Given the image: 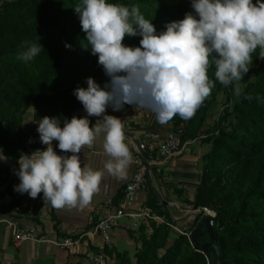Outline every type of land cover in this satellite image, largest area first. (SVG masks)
Segmentation results:
<instances>
[{
    "label": "trees",
    "instance_id": "obj_1",
    "mask_svg": "<svg viewBox=\"0 0 264 264\" xmlns=\"http://www.w3.org/2000/svg\"><path fill=\"white\" fill-rule=\"evenodd\" d=\"M77 2L0 0V149L16 164L21 154L27 153L26 140L37 136L27 132L24 125L31 110L35 123L44 116L57 117L63 127L64 118L70 119L83 108L74 90L87 87L89 77L101 86L109 81L98 58L84 48L86 34L73 10ZM111 2L138 5L158 32L165 30L166 23L181 20L193 11L191 0ZM140 39L126 37L125 44L139 46ZM24 41L44 47L27 63L17 58ZM260 51L257 48L252 53L247 73L252 72L254 80L245 85L233 111L225 112L224 118L232 119L228 124H219L214 132L211 128L203 131L219 96L232 93L237 83L225 87L215 81L214 66L209 68L214 87L196 115L189 120L177 115L167 123L181 136L183 144L204 137L201 141L209 147L203 156L201 180L192 205L218 214L215 229L221 264H264V58ZM44 147H35L31 152ZM123 196L118 195L115 205ZM149 207L154 213L166 215L165 208L155 202ZM203 217L201 213L196 218L191 231ZM172 226L177 223L168 216L167 223L152 224L149 236L146 227H141L142 245L134 261L127 254L118 255L120 264H208L201 246L192 247L187 236Z\"/></svg>",
    "mask_w": 264,
    "mask_h": 264
},
{
    "label": "clouds",
    "instance_id": "obj_2",
    "mask_svg": "<svg viewBox=\"0 0 264 264\" xmlns=\"http://www.w3.org/2000/svg\"><path fill=\"white\" fill-rule=\"evenodd\" d=\"M191 8L183 19L166 23L158 32L138 5L78 0L73 10L86 34L84 48L98 58L109 81L101 86L89 77L87 87L74 90L85 117L64 118L63 127L60 118H40L37 132L45 147L21 154L16 192L33 199L43 193L44 202L57 209L83 208L104 175L82 166L79 154L85 146L103 137L110 157L104 167L117 178H125L133 162L125 121L109 115V108L119 112L130 105L148 110L163 125L177 115L193 118L215 81L225 87L237 82L235 94H241L239 83L250 71L252 53L259 48L264 58V0H191ZM126 37H141L139 46L125 44ZM42 48L41 43L24 41L17 58L27 63ZM210 66L215 81L209 78ZM89 117L99 119L93 125ZM0 160H8L3 149Z\"/></svg>",
    "mask_w": 264,
    "mask_h": 264
},
{
    "label": "crops",
    "instance_id": "obj_3",
    "mask_svg": "<svg viewBox=\"0 0 264 264\" xmlns=\"http://www.w3.org/2000/svg\"><path fill=\"white\" fill-rule=\"evenodd\" d=\"M108 114L125 121V142L133 157L146 133L153 132L165 137L172 132L169 124H160L155 114L148 110L125 107L122 111L113 112L109 108ZM86 115L84 111L76 117ZM89 119L94 125L99 118ZM24 125L27 132L39 135L32 110L26 115ZM209 128L207 120L203 131ZM203 138L188 142L177 155L149 158V184L140 192L132 212L140 214L149 211L155 215L149 207V203L155 202L165 208L169 217L177 223L178 229L194 234L199 225L194 231H191L190 227L199 215L193 210L192 201L201 180L203 156L209 151V147L201 141ZM4 155L8 157L5 152ZM79 155L82 166L104 172L99 190L83 208H56L54 211L50 203L44 202L43 193L33 199L27 194L16 192L14 186L19 184V179L15 172L19 165L9 157L7 161L0 160V264H91L84 255L85 246L60 249L51 243L27 242L15 247L10 226L14 224L21 229L35 231L40 238L51 242L62 241L69 236H79L95 229L106 213L105 201L111 199L115 203L118 195L124 192L125 186L131 181L134 167L131 163L123 179L108 173L104 165L110 157L103 149V137L97 138L93 145L85 146ZM149 225V221L123 219L121 225L112 233L113 249H106L109 264H120L117 256L124 254L134 261V255L142 245L139 240L140 229L144 226L149 231ZM207 237L201 235V240H207ZM85 242L92 249H104L98 235L85 238Z\"/></svg>",
    "mask_w": 264,
    "mask_h": 264
},
{
    "label": "built area",
    "instance_id": "obj_4",
    "mask_svg": "<svg viewBox=\"0 0 264 264\" xmlns=\"http://www.w3.org/2000/svg\"><path fill=\"white\" fill-rule=\"evenodd\" d=\"M186 144L187 143L183 144L181 136L173 131L168 133L165 137L157 133L148 132L145 134L143 142L140 143V148L147 153L149 158L154 156L165 158L179 154ZM25 146L27 153H30L33 148L42 147L44 145L40 142L39 135H37L28 138L26 140ZM136 150L137 152L133 157L132 162L134 167L133 177L131 181L125 186L122 201L118 205H115L111 199L105 201L104 208L106 213L92 232L79 236H69L64 238L62 241L51 242L40 238L35 231L24 230L14 224H10L14 246L20 247L22 244L27 242L51 243L60 249H72L85 246L86 250L84 255L91 264H109V257L105 251L106 249H113L112 233L121 225V221L123 219H131L136 222L141 220L162 222L161 218L149 211L141 212L140 214L132 212L140 192L147 188L149 179L151 177L150 161L147 164L144 161L140 150L138 148ZM60 154L63 155L64 153L61 152ZM172 228L178 233L187 236L192 247H194L193 232L182 231L174 226H172ZM96 235L100 236L104 247V249L100 251L92 249L90 245L85 242V238Z\"/></svg>",
    "mask_w": 264,
    "mask_h": 264
},
{
    "label": "rangeland",
    "instance_id": "obj_5",
    "mask_svg": "<svg viewBox=\"0 0 264 264\" xmlns=\"http://www.w3.org/2000/svg\"><path fill=\"white\" fill-rule=\"evenodd\" d=\"M71 25V24H70ZM253 61V60H252ZM252 65V64H251ZM251 70V68H250ZM254 80V74L251 72L249 74H246L242 80V82L239 83V86L241 88V91L243 90V88L245 87V85L251 81ZM239 101V95L235 94V88L232 91V93H225V94H221L218 98V101L216 103V105H214V107L212 108L210 115L208 117V124L210 125V128L212 129L211 131L214 132V130L217 128V126L223 125V124H228L230 122V119H225V112L228 110L230 113L233 111V108L235 106L236 103H238ZM226 120V121H225ZM209 128V129H210ZM149 184V183H148ZM204 213V212H203ZM213 213V212H212ZM166 215H160L159 213H155V215L159 218L162 219V222L159 221H153L150 220L149 223V231H147V235H151L153 230H152V224L155 225H160V224H165L167 223V217L169 216V214L166 212ZM198 215H200V213H198ZM206 217V214L204 213V218ZM174 230V229H173ZM210 241L209 240H200L199 245L201 247H203L204 245L209 244ZM208 264H215V258L214 255H210L208 257Z\"/></svg>",
    "mask_w": 264,
    "mask_h": 264
},
{
    "label": "water",
    "instance_id": "obj_6",
    "mask_svg": "<svg viewBox=\"0 0 264 264\" xmlns=\"http://www.w3.org/2000/svg\"><path fill=\"white\" fill-rule=\"evenodd\" d=\"M84 108L78 110L72 117L78 116L80 113L84 112ZM71 117V118H72ZM68 119L69 121L71 120ZM56 146V151H58V142H55ZM140 152L142 153V156L144 158V161L148 164L149 163V156L147 153L140 148V145L138 147ZM193 210L198 213H205L206 217L201 221L199 224L198 228L195 230L193 234V242L194 244H199L201 240V235H207L210 238V243L207 245H204L201 247L202 252L209 257L210 255H214L215 258V264H221V257H220V252H219V247H218V240L216 237V229H215V224L218 220V214L216 215L215 218H210L208 216V209L205 208H199L197 206L193 207Z\"/></svg>",
    "mask_w": 264,
    "mask_h": 264
},
{
    "label": "bare ground",
    "instance_id": "obj_7",
    "mask_svg": "<svg viewBox=\"0 0 264 264\" xmlns=\"http://www.w3.org/2000/svg\"><path fill=\"white\" fill-rule=\"evenodd\" d=\"M212 212H213V213H212ZM212 212H211V210H208V216H209L210 218H215L217 214H216V212H214V211H212ZM214 213H215L216 215H215Z\"/></svg>",
    "mask_w": 264,
    "mask_h": 264
}]
</instances>
